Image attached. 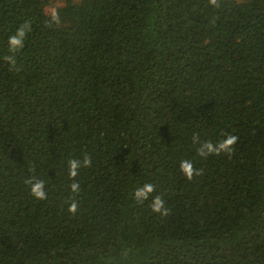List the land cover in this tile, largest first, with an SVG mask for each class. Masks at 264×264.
<instances>
[{
    "label": "trees",
    "instance_id": "1",
    "mask_svg": "<svg viewBox=\"0 0 264 264\" xmlns=\"http://www.w3.org/2000/svg\"><path fill=\"white\" fill-rule=\"evenodd\" d=\"M50 5L0 0V264H264V0H66L52 27ZM197 133L239 141L202 158Z\"/></svg>",
    "mask_w": 264,
    "mask_h": 264
},
{
    "label": "clouds",
    "instance_id": "2",
    "mask_svg": "<svg viewBox=\"0 0 264 264\" xmlns=\"http://www.w3.org/2000/svg\"><path fill=\"white\" fill-rule=\"evenodd\" d=\"M209 3L214 6H218V0H209ZM61 23L58 12L53 11L48 21V26H58ZM31 31V23L29 21L21 24L16 31L8 37V54L3 57V60L9 65L10 68H15L17 65V53L25 47V39L28 33ZM193 144L198 145L197 154L202 158H207L212 155L219 156L221 154L231 156L235 147L239 141V136L228 133L222 136V138L213 142L211 140L201 141L199 134H194L192 137ZM92 167V157L88 154L83 155L82 158H70L68 160V176L72 183L70 189L73 193L80 192V183L77 177L80 175L81 169ZM180 171L183 176L192 181L194 178L203 174V170L197 168L193 161L182 160L179 165ZM29 184L31 193L34 197L40 200L47 199L46 184L43 180L35 177H30L27 181ZM157 192V187L154 183H144L140 187L134 189L133 199L138 203H144L151 198L149 207L151 210L162 216H168L170 209L166 207V201L161 194L153 195ZM79 204L76 200H72L68 205V211L75 215L78 212Z\"/></svg>",
    "mask_w": 264,
    "mask_h": 264
},
{
    "label": "rangeland",
    "instance_id": "3",
    "mask_svg": "<svg viewBox=\"0 0 264 264\" xmlns=\"http://www.w3.org/2000/svg\"><path fill=\"white\" fill-rule=\"evenodd\" d=\"M65 1L66 0H51V5L46 8L47 13H52L53 11H56V9L62 6Z\"/></svg>",
    "mask_w": 264,
    "mask_h": 264
}]
</instances>
